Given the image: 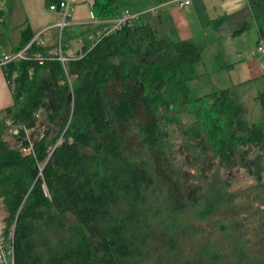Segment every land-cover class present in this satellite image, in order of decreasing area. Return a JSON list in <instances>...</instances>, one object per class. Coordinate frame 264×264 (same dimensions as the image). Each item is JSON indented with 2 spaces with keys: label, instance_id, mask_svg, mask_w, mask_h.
<instances>
[{
  "label": "trees",
  "instance_id": "trees-1",
  "mask_svg": "<svg viewBox=\"0 0 264 264\" xmlns=\"http://www.w3.org/2000/svg\"><path fill=\"white\" fill-rule=\"evenodd\" d=\"M253 14L264 37V0ZM141 17L66 69L37 44L6 68L17 76L0 111V200L14 264H264V125L234 88L194 96L205 45ZM235 170L254 182L231 191Z\"/></svg>",
  "mask_w": 264,
  "mask_h": 264
},
{
  "label": "rangeland",
  "instance_id": "rangeland-1",
  "mask_svg": "<svg viewBox=\"0 0 264 264\" xmlns=\"http://www.w3.org/2000/svg\"><path fill=\"white\" fill-rule=\"evenodd\" d=\"M90 1L91 0H78L73 5L74 10L71 20L74 26L75 18L77 16L83 17L84 19L81 23H88L87 25L91 26L90 30L85 31L87 32L86 35L93 36L100 30L101 27L99 28V26L101 25L95 24L93 26L89 24L92 21V7L89 5ZM168 1L170 0H119V6L125 10L128 9L131 13H142L143 16L141 21L146 20L152 22L159 37L168 36L175 40H181L188 36L185 35V28L194 27L195 31L193 32L198 33V35L196 37L192 36V38L194 37L196 42L206 43V48L204 51L205 65L202 67L205 74L201 79L191 81L192 94L194 96H202L215 89L234 88L246 109L247 122L251 125H264V104L261 99V94L264 92V56L255 55L254 57L247 58L243 55L242 60L237 62L233 67L231 66L232 68L226 66L234 61L239 51L247 49L245 52H248L251 46L256 45V41L259 38L256 24H253L243 36L237 39L225 36L213 38L214 36L211 37L212 35H210L209 38L201 37L203 33L201 34L200 32L202 26V29L206 28V31L210 33L212 29V15L227 13L226 11L241 10L243 6L247 4V0H202V3L212 4V6L203 7V19H196L193 21L192 16L187 17L185 20L182 13L172 10L170 6L168 7V5L165 4L168 3ZM192 2H194V0H192ZM161 6H164L165 9ZM154 9H157L155 13L152 12ZM95 16L97 18L96 21L106 20L105 24H107V26L118 18L115 17L114 20H107L101 19L97 15ZM52 27L53 26H47L43 29L49 30L48 33L44 35V40L47 44H55L57 42L59 33L56 29L51 31L50 29H52ZM74 29L75 32L69 29L64 35V39L68 42L71 50L76 53L74 55L76 57L80 50L79 37L82 28L74 27ZM47 35H49V37ZM87 45H89L88 47L90 48V44ZM174 135L177 137V132H175ZM4 138L12 144L15 142V138L9 131L5 133ZM174 140L178 141L176 138H174ZM253 182L254 179L249 177L244 170H235L230 190L234 191L245 188ZM4 216L5 210L0 200V225L2 226L4 225Z\"/></svg>",
  "mask_w": 264,
  "mask_h": 264
},
{
  "label": "crops",
  "instance_id": "crops-1",
  "mask_svg": "<svg viewBox=\"0 0 264 264\" xmlns=\"http://www.w3.org/2000/svg\"><path fill=\"white\" fill-rule=\"evenodd\" d=\"M94 1L96 3L98 0H94ZM173 1L174 0H170L168 1V3H165V4H167L168 7L170 6L172 10L179 11L180 13H182L185 20L187 19V17L192 16V21L196 19L202 20L203 19V16H202L203 7L212 6V4H205L204 2L202 3V0H194V2H192L188 8L181 9ZM117 2L119 6V0H117ZM1 3L2 2L0 1V7H1ZM55 3H58V0H6L4 1V4H2L3 13L9 16V18L0 25V57L4 53L11 54L16 51V49L19 47L23 39V33L25 29H29L33 34H36L37 32L45 29L47 26H53L52 29L50 30L52 31L56 29L58 31L57 27L55 26L59 22L60 17L56 12L50 10V5L55 4ZM94 7L92 8V11H94ZM161 7L164 8V6H161ZM119 8L121 11L125 10L124 8H121L120 6ZM157 9L152 10V12L155 13ZM190 12H191V15H190ZM226 12L227 13H223V14L220 13L222 15L220 14L212 15V19H211L212 29L210 33H208L206 31V28L202 29V26H201L200 32L201 34L203 33L201 37L209 38L210 35H212L211 37L214 36L213 38H221L225 36V37L237 39L243 36L244 33L248 29H250L253 24H256V26L258 27V23L255 20V17L253 14V0H247V4L243 6L241 10L238 9V10L226 11ZM139 14H142V13H139ZM83 19H84L83 17L77 16L74 20L75 25L72 26L73 28L71 27L70 29H72L73 32H75L74 27L75 28L81 27L82 32L90 30L91 26L87 25L88 23L86 24L81 23ZM150 23L152 24V22ZM193 31H195L194 27L185 28V32H186L185 35H188V36H186L185 38L181 40H188V41L196 42V39L194 37L192 38V36L196 37L198 33H194ZM258 32H259V38L256 41V45L251 46L248 52H245L247 49L243 51H239L234 61L226 65L228 68H230L231 66L233 67L237 62H240L243 58L242 57L243 55H245L247 58L254 57L255 55L264 56L257 52V45L262 38L259 27H258ZM165 37H168V36H165ZM196 43L203 44L202 42H196ZM53 45L55 44H48L49 47H52ZM204 45L206 48V43H204ZM204 65L205 64L203 63V65H201L200 67V73H202L203 75L205 74L202 70V67H204ZM13 104H14L13 90L9 84L6 69L0 66V111H3L11 107Z\"/></svg>",
  "mask_w": 264,
  "mask_h": 264
},
{
  "label": "built area",
  "instance_id": "built-area-1",
  "mask_svg": "<svg viewBox=\"0 0 264 264\" xmlns=\"http://www.w3.org/2000/svg\"><path fill=\"white\" fill-rule=\"evenodd\" d=\"M1 7H0V25L5 22L8 19V16L3 13L2 4H4L5 0H0ZM78 0H60L59 3H55L50 5V10L56 12L60 20L56 24L55 27L58 29V38L55 45H53L50 50V54L56 58L58 61H60L64 68L66 69V66L68 62L75 58V54L71 48L69 47L68 42L64 39V35L66 32L73 26L72 23V15H73V5ZM179 8L186 9L188 8L192 0H174L173 1ZM95 5V1H90V6L93 8ZM141 14L131 13L129 10H123L120 16L116 18V20L109 24L107 26L106 20L96 21V16L94 14V11H92V21L89 23L91 25H101L99 26L100 30L97 31L96 35L93 36H80L79 37V44H80V50L79 54L76 57L83 56L85 53L84 46L87 44H90V48H93L98 41H100L102 38L106 37L107 35L122 29L125 26L131 27L134 25L135 21L138 20ZM106 25V26H105ZM49 30H43L39 31L35 34L34 38L22 49L17 50L11 54H2L0 57V66L3 68H7L9 64L13 62L20 61L22 59H25L28 55V50L30 47L34 44L49 47L46 41L44 40V35L48 33ZM49 37V35H47ZM257 52L259 54L264 55V37L261 38L257 45ZM37 57L39 59H42V55L38 54ZM16 73H10L7 71V78L9 80V84H11V88H15L14 79L16 78ZM10 133H17L18 130H16L13 126V122L9 120L7 122ZM30 149H25L26 152H28ZM0 264H14V243H13V237L12 234L10 236H7L5 234V227L4 225H0Z\"/></svg>",
  "mask_w": 264,
  "mask_h": 264
}]
</instances>
